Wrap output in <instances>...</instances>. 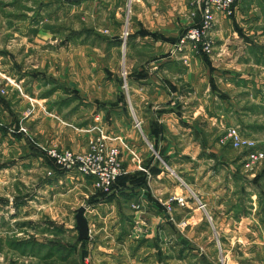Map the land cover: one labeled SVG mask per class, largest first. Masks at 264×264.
Returning a JSON list of instances; mask_svg holds the SVG:
<instances>
[{"label":"rangeland","instance_id":"obj_1","mask_svg":"<svg viewBox=\"0 0 264 264\" xmlns=\"http://www.w3.org/2000/svg\"><path fill=\"white\" fill-rule=\"evenodd\" d=\"M78 1L0 0V264H264V154L250 161L251 151L264 153V110L259 105L264 99V64L255 50L252 66L243 73L256 81L228 82L224 77L235 69L227 64V51L218 50L223 39L217 27L236 16L240 0L232 15L212 9V28L182 46L189 30L203 23L207 8L199 0H147L140 9L134 0ZM146 9L159 13L161 23L164 16L171 22L172 47L167 55L184 61L188 72L201 78L195 84L177 79L185 73L179 63L168 71L167 84L175 82L191 92L180 99L187 109L175 111L181 117L179 130L189 133L187 144L177 134L183 140L177 147L187 155L174 160L177 167H166V175L156 181L133 157L147 174L128 184L143 185L157 206L155 211L144 201L143 211L137 212L146 225L140 227L139 221L134 228L121 225V213L127 218L133 211L128 203L120 209L91 206L95 197L103 200L117 194L129 173L123 149L109 140L106 125L84 129L88 117L83 112L73 115L75 110H46L45 105L33 110L36 100L22 96L25 90L38 95L56 90L63 100L69 92L106 89L108 95L117 93L130 104L136 65L158 56L151 54L147 43H137L132 29V15ZM259 20L251 28L264 31V21ZM39 29L46 34L38 36ZM241 54L238 50L228 63ZM199 59L204 61L201 67L194 65ZM211 59L221 68L220 75L216 73L219 88L204 66ZM148 69L155 76L164 73L151 66L146 73ZM35 78L44 79L38 89ZM197 88L207 91L199 95L205 105L196 98ZM222 96L230 97L236 108L224 110L229 106L228 99H219ZM244 105L252 110H242ZM126 111L143 133L132 107ZM84 133L90 141L82 150L73 142L82 141ZM102 137L119 150L124 169L110 191L93 177L64 169L50 155L52 150L89 153ZM150 149L154 152V146ZM87 178L92 179L90 189ZM81 206L87 208L91 236H98L97 241L78 240L75 214ZM105 250L114 253L104 257Z\"/></svg>","mask_w":264,"mask_h":264},{"label":"crops","instance_id":"obj_2","mask_svg":"<svg viewBox=\"0 0 264 264\" xmlns=\"http://www.w3.org/2000/svg\"><path fill=\"white\" fill-rule=\"evenodd\" d=\"M134 1L138 3L137 5L139 9L144 7L147 2V0ZM148 1L150 2V0ZM160 1L161 0H154V2ZM263 3L264 0H240V10L236 16L232 17L231 20H227L225 22L222 21L217 27V34L223 39V42L219 41L218 50L222 49L224 52L227 51V64L229 67H233L232 69L236 70H228L227 77L223 76L228 82H233L236 84L239 82H244L245 84H250L253 81H256L253 79L252 74L243 73L246 69V66H252L253 60L251 55L252 52H255V50H257L256 52H258L259 57H261L259 63L264 64V61H262V58L264 59V31H255L254 28H251L253 27V22L259 20L258 18H261L260 20L264 21V6H262ZM136 10H138V8ZM158 14L159 13H153V11L151 12L149 9H146L143 11H136L134 16L132 15V29L134 31L135 37L137 38V43L140 41H142L141 43L143 44L147 43L152 49L151 54L152 52H157L158 56H153L152 59L146 61V65L142 66L136 65L133 62V64L136 65V68L133 75H131L132 91L129 93L131 96L130 104H128V102L126 104L123 97L121 95H117V93L111 94L112 96L108 95L105 92L106 89L95 91L93 89L87 88L88 91L85 90L84 92H80V90L79 92H69L71 94L66 96L67 99L63 100L58 99L59 95L61 94L56 90H52L53 92L49 91L44 95H38L37 91H32V93L25 90V93H23L24 96H22L28 97L31 95L33 99L36 100V102L33 104V110H41V107L43 108L45 105L46 110H75L72 113L73 115L76 113V110L78 112H83V115L88 117V120L84 122V129H89V127L97 123L99 126L103 124L106 125L105 128L108 133L109 140H112L115 144L119 145L123 149V159L125 162L124 165L128 169L129 173L123 178V182L126 183H123L122 186H120L117 194H114L112 197L105 198L103 200L95 197V201L91 203V206L104 207L103 205H105V207L111 206V208H114V205H117V207L120 209V205L123 203L124 205L125 203H128V208L133 211L127 215V218H125L121 213V225L125 226L127 223H129L130 225H133L134 228H136V223L138 224L139 221L142 222L140 227L146 225V222L142 221L140 215L138 214L139 211H143L141 207H143V203H145L144 201L147 200L149 202L148 205H150L153 210H157L156 204L152 200H149V193L144 187H142L143 185H140L141 188L137 186L134 188L133 186L129 185L135 183V180L137 179H144V175L147 173H145V170H141L140 167L144 169L145 165L148 168L147 170L148 173H150V177H153L152 179L154 181L160 180L164 173L166 175L167 169H170L171 167H177V164L173 162L174 160L183 158V156L187 155L177 147V142L180 143V141H183L179 138V136L177 138V134L185 137L186 142L185 139L184 142L187 144V135L189 133L187 134L179 130L181 127L178 124L181 120V117L177 118L176 116L178 115H176L175 111L187 109L188 105L185 104V101L182 102L180 99L187 98L185 96H188V94L191 92L186 91L185 88L183 89V87L176 85L175 82L173 85L167 84L166 78L171 77L168 76V71H170L173 64L179 63L184 66L185 73L183 74L184 77L183 75L179 77L177 76V79H182L185 81V83L195 84L198 79L201 78L198 75H191L186 68L188 65H185L184 61H180L176 58L174 59L171 57V55H169L170 57L167 55L168 51L172 47V43L170 41L171 37L168 35V32L171 30V22H166V17L164 16L163 23H161V21L158 20ZM44 34H46L45 29H39L38 36H43ZM233 38L235 41L232 40ZM261 42L263 43L261 44ZM256 43L258 45H256ZM143 44L141 45L143 46ZM84 49L88 50L87 47H84ZM238 50L242 51L240 58L242 60L235 59L230 62L231 64H229V57L234 55ZM161 51H164V53ZM246 53H248V55ZM218 55H220V53ZM197 61L198 62H195L194 64L195 66H203L204 61L202 59ZM148 66L154 68L157 67L159 68L158 71L162 70L164 73L160 74L157 72V76H155L150 73L151 69H148L147 72H149L146 73L145 70L148 68ZM191 66H193L192 63L190 64V67ZM204 66L209 70V78H214L216 88H219L216 79V73L218 72V75H220L221 68L217 67L213 63L212 59L210 63L205 61ZM142 67H145L146 69L142 70ZM25 77H27V74L22 75L21 80L23 79L24 81V79H26ZM43 81V78L34 79L33 82H37V86H35L37 87L36 89L39 88V82ZM73 86L76 87V85ZM105 86H107V84ZM196 92V98L199 99V101L201 100V104H204V100L200 96L207 91L197 88ZM229 98L230 97L224 96L219 97L222 102L228 99L227 105L229 107L223 106V108H225L224 110H233L236 108V103H234L233 100ZM249 103H251L250 100ZM22 104L23 101H21V106ZM259 105H261V110H264V99L259 101ZM131 107L141 122L143 133H141V130L136 127V123L132 122L130 117L128 118V113H126V110H131ZM242 110H252V106L250 107L244 105ZM182 122L186 124L184 120H182ZM195 129V131H197V126H195ZM55 130L56 128H53V131ZM189 130L191 129L189 128ZM89 136L90 135L88 133H84V138L82 141L73 142L75 144H79L76 148H81L82 150L86 149L90 141ZM193 142L195 143L194 146L197 148L196 142ZM151 145L152 147L154 146V152L150 149ZM131 152L132 156L130 155ZM155 154L158 157H156ZM135 156H137L139 159L138 162H141V164L143 162L144 165H140L138 162L133 161V157L135 158ZM161 163L164 164V166H162ZM90 180L92 181L91 178L84 179L85 182H88L91 185ZM147 185L149 186V183H147ZM91 187L92 185L88 188L90 189ZM145 191L147 192L146 194H144ZM136 204L139 206L132 208V206H135ZM135 211L138 212L136 213ZM149 216V214H144L143 218L150 220L151 218ZM86 217L89 221V238L90 240L97 241L98 238L96 237L98 236H91L93 229L91 227L90 216L86 214ZM103 253L104 257H111L112 253L114 252L111 251L110 253H106L105 250Z\"/></svg>","mask_w":264,"mask_h":264},{"label":"built area","instance_id":"obj_3","mask_svg":"<svg viewBox=\"0 0 264 264\" xmlns=\"http://www.w3.org/2000/svg\"><path fill=\"white\" fill-rule=\"evenodd\" d=\"M199 3H205L207 8L206 14L203 17V23L195 27V29L189 30L188 35L181 41V46L183 44L186 45V40L201 39L202 34L212 28V9L213 12L215 9L223 10L228 15H232L236 11V0H199ZM103 140L104 137L94 141L93 149L86 154L52 150L50 155L64 169L75 170L86 176L93 177L106 191H110L117 180L116 178L124 173V169L120 160L119 150L109 147ZM263 154L262 151H251L250 161L253 159L258 161Z\"/></svg>","mask_w":264,"mask_h":264},{"label":"water","instance_id":"obj_4","mask_svg":"<svg viewBox=\"0 0 264 264\" xmlns=\"http://www.w3.org/2000/svg\"><path fill=\"white\" fill-rule=\"evenodd\" d=\"M69 2H76L78 0H66ZM86 206H81L76 210L75 220H76V229L78 231V240L83 242L87 241L90 236L89 221L86 217Z\"/></svg>","mask_w":264,"mask_h":264},{"label":"trees","instance_id":"obj_5","mask_svg":"<svg viewBox=\"0 0 264 264\" xmlns=\"http://www.w3.org/2000/svg\"><path fill=\"white\" fill-rule=\"evenodd\" d=\"M83 242H85V241H83Z\"/></svg>","mask_w":264,"mask_h":264}]
</instances>
